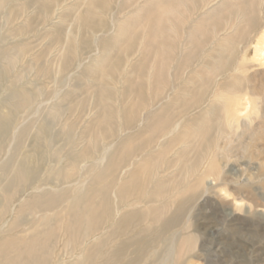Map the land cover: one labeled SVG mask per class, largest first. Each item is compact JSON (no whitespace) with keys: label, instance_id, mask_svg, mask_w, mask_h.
I'll list each match as a JSON object with an SVG mask.
<instances>
[{"label":"rangeland","instance_id":"1","mask_svg":"<svg viewBox=\"0 0 264 264\" xmlns=\"http://www.w3.org/2000/svg\"><path fill=\"white\" fill-rule=\"evenodd\" d=\"M100 1L0 0V118L11 116L0 134V242L39 239L49 248L46 264H264V0H176L175 12L151 14L162 0ZM89 8L94 25L83 21ZM159 15L167 28L184 32L172 41L164 91L155 94L157 63L146 41L148 20ZM132 24L130 44L121 30ZM198 30V41L187 43ZM118 55L122 63L98 76L99 63ZM142 60L148 105L137 109L130 84ZM215 61L224 63L216 68ZM203 69L212 73L196 95ZM232 77L243 81L242 103L252 104L226 120L220 108L227 97L217 88ZM21 94L30 96L28 104H20ZM103 105L111 107L108 115ZM134 107L133 120H125ZM167 108L173 135L209 114L207 142L187 138L171 146L150 183H167L160 198L123 201L119 186L139 160L167 144L169 136L153 132ZM125 145L132 150L112 176L110 217L70 243L73 206L84 205L96 177ZM210 163L217 167L208 174ZM55 196L54 205L32 208L37 198ZM156 207L162 208L157 221Z\"/></svg>","mask_w":264,"mask_h":264},{"label":"bare ground","instance_id":"2","mask_svg":"<svg viewBox=\"0 0 264 264\" xmlns=\"http://www.w3.org/2000/svg\"><path fill=\"white\" fill-rule=\"evenodd\" d=\"M101 1H100V3H101ZM198 1H200V0H198ZM201 1H203V0H201ZM176 5H177L176 0H162L161 4H159L158 6H156L154 8H149L146 12L160 11V10L165 9V8H166V11H168V12H175L174 8L176 7ZM151 12H150V14H151ZM83 21L86 25H94L95 24L94 18H93V12H92L91 8H89L88 12L83 16ZM148 21H149L150 31L148 32L147 41H146L147 42V46H146L147 52H150V53L152 52V54L154 55V59H155L153 61H156V63H157V64L155 63L157 66H156L155 74L153 75L154 80H155V84H156V89L154 92H155V94H161L162 91H164L162 88V84L165 83V80H166L165 69L168 66V64H170L171 60L173 59V52L176 48L175 43H172V41H174V42L179 41L181 39L184 31L181 32L179 27H175V26L172 27V29L170 27L167 28L166 27L167 22L162 15H159V17L152 18ZM135 27H136V25L132 24V26H129L126 31L121 30V34L127 38V41H129L130 44H131V42H133L132 38L135 34L134 33ZM189 35L191 38H190V42H187V43H189V44L195 43L196 41H198V37H201L203 35V31H201V30H198V32L194 31L193 33H191ZM168 42H169V44H168ZM235 43H237L235 39L230 40L229 41V48L231 49L232 47H234ZM171 45H173V46H171ZM263 50H264V46H263ZM262 51H258L260 56H262V54H260V53H262ZM217 58H219V57H217ZM112 59L113 58H111V59L106 58V60L104 59V61L101 63V65L99 63L98 68H97V69H99L98 70V76H104L105 74L111 72V70L113 69V66L114 65L118 66V64L121 62L122 56L118 55V57L114 63L112 62L113 61ZM217 61H215V63H214L215 64L214 66H216V68L218 65H220L219 62L224 63V62H222L223 60L219 61L218 63H217ZM143 62L144 61L142 60V62L139 64V66L136 69V74L139 73V75H138L139 77H135L134 79H132V82L130 81L131 82L130 86H133V88L136 90V92L138 94L136 108L138 106L144 107V106L148 105L147 104L148 98H146V95H145L146 94V92H145L146 82L143 80L144 79L143 78L144 77V71L146 68L144 65H146V64H144ZM115 66H114V69H115ZM209 70H211V69H209ZM209 70H207V69L202 70L203 76L201 78H199V80L197 82V88H195V91H194L196 95L198 94L199 90H201L204 87V84H201V83H203V81L205 80V78L208 75H211L212 72L210 73ZM195 78H197V76H194L193 78H191V80L195 81L196 80ZM242 82L243 81L241 78L232 77L231 82L225 81L224 83L220 84V87L218 86L219 88H217V90H221L220 96H222V98L227 97L226 103L223 104L224 106H222L220 108L221 111L224 113L226 120H230V117L232 115L235 117V115H237L238 113H241L242 112V109H240L241 106H244V108L247 110V109H249V106L252 104L251 100H249V99L247 101L248 104H246V103L243 104L242 103V97L243 96L241 97L237 94V92H240V90H241ZM243 91H244V89H243ZM231 93H233V94H231ZM98 94L100 95V93H98ZM104 96H105L104 92L102 91V93L100 95L101 101H103V100L106 101L104 99ZM183 98L185 100V96ZM30 99H31L30 96H28L26 94H21L20 104L21 105L28 104L30 102ZM183 103H184V101H183ZM20 104H17V105H20ZM103 106H104L105 114L108 115V113L110 112L109 108H111V107H109L107 105H103ZM136 108L134 107V110L133 109L129 110L128 116H127L128 119H125V120H127V121L133 120L134 113L136 112V110H135ZM213 109L217 110L218 107L215 106ZM168 110H169L168 108L166 111H164L162 109V111L159 112L158 117L156 119L154 131H153L154 133L155 132H161L162 137L163 136H169L168 141L166 142L167 144H165V146L162 147L161 150L157 151V153H155L153 155L145 156L143 159L139 160L136 169L131 174V178L128 179V181L125 180L126 182H123L120 186L117 184V186H119L118 192H119L120 197L122 198L123 201L127 200V198L130 197L131 195H136L139 197L145 196L148 199L150 197L151 201L160 198L164 193H166L165 191L167 189V183L166 182H164V183L158 182L153 187H150V183L153 180L152 176H153L154 170L159 165L161 166V164H163L164 159L166 158L168 153L171 151V149H170L171 146H173V144L174 145L179 144V146H180L182 144L181 142H184L187 138H190V139L193 138L195 140L199 139V141H201V143H202V142H205L207 137L210 135L209 132L211 129V125H210L209 120L211 118H210L209 114L202 115L199 119H197V121L195 120L196 122H194V123L192 121L191 125L188 124V125H190V127H188L189 128L188 130L183 129L182 132H179L177 135H173V133L175 131V127L172 126L173 113H172V111H168ZM223 113H222V115H223ZM238 115H237V117H238ZM106 117L107 116H105V115L102 116V119L99 121V123H101V125L106 123ZM220 119H223V118H220ZM10 120H11L10 115L3 116L0 118V134H2L8 128ZM107 122H108V120H107ZM231 122H229V123H231ZM102 131H104V130H102ZM211 132H212V130H211ZM94 135H96V132ZM186 142H187V140H186ZM191 142H192V140H191ZM196 147H197V145H196ZM131 148L132 147L130 145H125L122 153L117 154L111 160L107 169L104 170L101 174H99L96 177V181H95L96 189L92 190V192L91 191L89 192L88 196L86 197L87 200L85 201L84 205L76 206V207L73 206L74 209L72 208L73 209L72 210L73 211L72 212L73 213L72 219H71V223L69 224L70 225V227H69V242L70 243L77 244L79 242V240L80 239L82 240V238L85 237L86 235H88L89 232L91 234L92 230L96 229L98 227V225H100L101 221L104 220V218L110 217V215H111V200L108 197V194H109L108 192L116 184V182L113 178L114 177L113 175H114V172L117 170V168L121 166V163L127 159L128 154L132 150ZM185 156L186 155H184V153H183L182 157H185ZM215 165L216 164H214V163L210 165L209 171L207 172L208 174L212 173L213 171H216L215 169H216L217 165L216 166ZM21 175H22V178L28 177L27 172H22ZM169 182H170V180H169ZM200 182H201V180L197 181L194 184H191V185L189 184V186H187V190H190V189L197 187L200 184ZM195 189H197V188H195ZM11 195H13V194H11ZM151 196H153V197H151ZM43 198L42 197L37 198L34 201V206L32 208L52 206L57 202L56 196L52 197V198L50 197V199H48V200H44L45 198L44 199ZM136 199H138V198H136ZM78 205H80V203ZM25 208L29 209V207H25ZM161 209L162 208L159 207L155 210L153 209V211H152V213L154 215V219L156 221L159 218V214L161 213ZM40 210H42V209H40ZM163 211H164V209H163ZM125 223H127L126 219H124L123 222L121 223L122 226H124ZM67 231H68V229H67ZM22 239L12 238V239H8L5 241L1 240V242H0V264H46L47 257L49 256V248H47L48 246H46V248H45V245H47V244H43V243H41V241L39 239H35V238L31 239L29 241H25ZM85 239H86V237H85ZM83 240H84V238H83ZM189 242H190V240H186L183 243L182 248H185L186 245H189ZM224 251L225 250L223 249L222 252L225 254ZM224 262H225V264H229L225 260H224Z\"/></svg>","mask_w":264,"mask_h":264}]
</instances>
